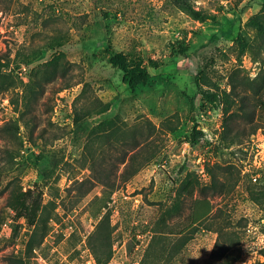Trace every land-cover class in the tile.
<instances>
[{
	"label": "rangeland",
	"instance_id": "1",
	"mask_svg": "<svg viewBox=\"0 0 264 264\" xmlns=\"http://www.w3.org/2000/svg\"><path fill=\"white\" fill-rule=\"evenodd\" d=\"M188 1L215 20H195L172 0H0V64L21 81L0 92V257L96 264L87 237L108 212L107 264H264V91L253 81L258 64L247 53L237 60L234 43L263 0ZM111 53L138 62L142 73L134 86L123 81ZM51 61L55 75L41 80L35 69ZM30 78L41 80L42 90L27 126L21 122L18 138H11L1 125L17 118L20 90ZM229 80L239 87L247 82L248 110L261 126L252 134L237 102V130L224 134L221 107L200 95L228 90ZM106 104V111L93 113ZM81 107L91 114L77 131L73 109ZM105 118L126 135L144 118L155 127L143 141L155 157L126 181L118 164L114 190L92 180L90 166L76 160L88 132ZM193 122L203 136L189 146ZM105 149L103 137L92 144L96 159ZM247 169L259 174L255 182ZM211 173L222 190L199 194ZM29 187L42 193L48 216L46 235L33 239L30 253L32 228L9 205L13 192ZM196 199L206 200L210 212L192 222Z\"/></svg>",
	"mask_w": 264,
	"mask_h": 264
},
{
	"label": "trees",
	"instance_id": "2",
	"mask_svg": "<svg viewBox=\"0 0 264 264\" xmlns=\"http://www.w3.org/2000/svg\"><path fill=\"white\" fill-rule=\"evenodd\" d=\"M172 3L177 6L181 11H184L191 18L199 21L205 20H215V15L208 14L202 10L195 9L188 0H172ZM247 29L243 30V33H239L234 43L237 47L236 58L240 61V58L245 54H249L253 61L258 64V72L256 73L253 81L255 83L256 91L258 89L264 91V0L261 3L258 12L253 14L247 23L245 24ZM110 62L121 69L124 73L123 81L129 85L134 86L136 76H140L142 70H139L137 63L130 65L127 63L126 58H119L115 54H110ZM6 65L0 64V92L4 91H14L15 88L21 84V81L12 74L6 73L3 68ZM54 61L44 66H39L35 69L36 73L41 74V80H49L54 73ZM49 74L51 75L49 77ZM198 75V73H197ZM34 76V75H32ZM40 80V81H41ZM39 80L29 79L27 83L23 86L20 91L22 105L21 109H16L18 116L13 121H7L1 125V130L5 134H9L11 138H18L20 123L27 126L26 114L32 111V105L36 101L37 93L42 90L41 82ZM247 87V82H241L240 87L234 82L229 80L227 82L228 90L221 91H211L207 89H201L200 95L208 103L217 105L221 107V113L223 115V126L224 134L226 130H231L236 128L233 125L232 116L235 112V103L237 102V110L240 112V117L247 119L248 124L251 129L249 134H252L256 129L261 126L258 123L252 122L251 113L249 112V103L246 94L243 92ZM65 89L61 87L60 90ZM29 90V95L27 91ZM11 102L13 103L12 99ZM108 104L105 106H99L98 109L94 110L93 113L101 114L106 111ZM73 125L77 131H80L82 127L83 120L85 117L91 113L87 108H75L73 109ZM154 125L149 122L146 118L144 120L134 123L128 135L121 130V126L117 125L116 121L109 118L99 123L96 127L92 128L88 135L86 136V141L82 147L80 155L76 160L82 161L83 164L89 165L90 178L95 182L109 188L110 190L115 189V167L118 164L123 165L122 171L119 173V178L121 181L128 180L131 176L137 173L145 164H147L153 157H155L154 152L148 150L144 147L143 141L150 138L155 131ZM145 129V130H144ZM172 131V128H167ZM120 138L114 140L112 137ZM203 133L197 128L195 122L192 123L190 130L188 131L187 142L189 146L197 144L202 138ZM100 137H103V144L106 147V151L103 153L99 159L94 156V151L92 150V144ZM238 136L227 140L228 144L234 143ZM129 139V140H128ZM21 145V142L19 143ZM116 164V165H115ZM2 168H0L1 171ZM45 179L49 176L45 173L43 174ZM182 189V186L180 187ZM222 190V183L219 179L211 173V182L208 187L199 188V194L204 193L206 190ZM178 194H180L178 192ZM12 209L15 211L16 219H24L26 224L32 228L28 242H27V252L32 250V241L34 238H38V243L41 242L46 235V223L48 216L44 214V205L42 202V193L34 189L33 187L27 188L24 192L21 188L16 190L10 195L9 198ZM174 211H179L180 206L175 205ZM190 215L192 222L200 221L206 218L210 212V206L206 200H194L192 205H190ZM110 220L109 213L105 212L102 218L98 221L93 231L87 237V243L91 253L94 256L96 264H107L111 258L112 252V241L110 233ZM38 244L36 243L35 246ZM128 248H132V242H128ZM222 255L220 254L219 257ZM0 264H25L23 259L15 258L12 255H3L0 257ZM263 264V263H257Z\"/></svg>",
	"mask_w": 264,
	"mask_h": 264
},
{
	"label": "built area",
	"instance_id": "3",
	"mask_svg": "<svg viewBox=\"0 0 264 264\" xmlns=\"http://www.w3.org/2000/svg\"><path fill=\"white\" fill-rule=\"evenodd\" d=\"M247 174H249L251 180L254 181V182H255V181L257 180V178L259 177V174L255 173L254 170H249V169H247Z\"/></svg>",
	"mask_w": 264,
	"mask_h": 264
}]
</instances>
